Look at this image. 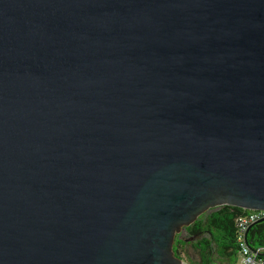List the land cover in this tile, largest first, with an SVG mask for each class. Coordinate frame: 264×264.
Masks as SVG:
<instances>
[{
  "label": "water",
  "instance_id": "water-1",
  "mask_svg": "<svg viewBox=\"0 0 264 264\" xmlns=\"http://www.w3.org/2000/svg\"><path fill=\"white\" fill-rule=\"evenodd\" d=\"M226 204L264 209V0H0V264H186Z\"/></svg>",
  "mask_w": 264,
  "mask_h": 264
},
{
  "label": "trees",
  "instance_id": "trees-1",
  "mask_svg": "<svg viewBox=\"0 0 264 264\" xmlns=\"http://www.w3.org/2000/svg\"><path fill=\"white\" fill-rule=\"evenodd\" d=\"M250 210L235 205L210 209L194 223L183 228L187 234H177L174 249L186 264H211L214 261L233 262L239 255L237 219ZM248 242L253 248L264 247V220L250 228ZM198 254L194 259L189 247Z\"/></svg>",
  "mask_w": 264,
  "mask_h": 264
},
{
  "label": "built area",
  "instance_id": "built-area-1",
  "mask_svg": "<svg viewBox=\"0 0 264 264\" xmlns=\"http://www.w3.org/2000/svg\"><path fill=\"white\" fill-rule=\"evenodd\" d=\"M264 217V209H253L237 219L239 255L233 262L214 261L211 264H264V247L253 248L248 242L252 224Z\"/></svg>",
  "mask_w": 264,
  "mask_h": 264
},
{
  "label": "rangeland",
  "instance_id": "rangeland-1",
  "mask_svg": "<svg viewBox=\"0 0 264 264\" xmlns=\"http://www.w3.org/2000/svg\"><path fill=\"white\" fill-rule=\"evenodd\" d=\"M186 234H187L186 231H184V232L182 233V235H184V236H185ZM189 249H190V253H192V255H193L192 257H193L194 259H198V257H197L198 254L196 253L195 249H193L192 246H190Z\"/></svg>",
  "mask_w": 264,
  "mask_h": 264
}]
</instances>
